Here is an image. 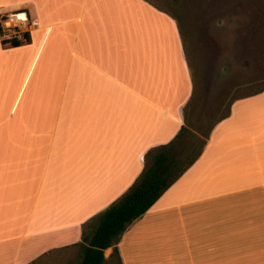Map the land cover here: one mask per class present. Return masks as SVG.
<instances>
[{"label":"crops","instance_id":"0c3cea01","mask_svg":"<svg viewBox=\"0 0 264 264\" xmlns=\"http://www.w3.org/2000/svg\"><path fill=\"white\" fill-rule=\"evenodd\" d=\"M15 11L33 22L17 46L0 26V264L83 250V224L179 134L175 151L197 157L124 231L122 264H264V90L182 152L194 91L172 15L148 0H0V17Z\"/></svg>","mask_w":264,"mask_h":264},{"label":"rangeland","instance_id":"374dc122","mask_svg":"<svg viewBox=\"0 0 264 264\" xmlns=\"http://www.w3.org/2000/svg\"><path fill=\"white\" fill-rule=\"evenodd\" d=\"M148 1L172 15L180 29L194 91L186 105L187 132L180 147L187 152L227 114L234 98L263 88L264 0ZM2 33L22 37L7 30ZM82 254L79 247L58 250L29 264H79Z\"/></svg>","mask_w":264,"mask_h":264},{"label":"trees","instance_id":"16d2710c","mask_svg":"<svg viewBox=\"0 0 264 264\" xmlns=\"http://www.w3.org/2000/svg\"><path fill=\"white\" fill-rule=\"evenodd\" d=\"M22 36L23 38L2 40V43L17 46L29 41L28 32H24ZM262 90L264 86L249 95ZM179 136L180 134L168 143L150 148L144 154V166L135 182L105 209L83 224L82 239L90 238L88 245L84 246L79 264H122L117 244L124 231L153 206L197 157L194 154L182 156L175 151ZM108 247H112V251L106 258L103 250Z\"/></svg>","mask_w":264,"mask_h":264},{"label":"built area","instance_id":"2783aa9c","mask_svg":"<svg viewBox=\"0 0 264 264\" xmlns=\"http://www.w3.org/2000/svg\"><path fill=\"white\" fill-rule=\"evenodd\" d=\"M32 22L33 21H30V18L25 12L6 14L0 17L1 28L3 30L10 31L14 36L16 34L21 35L28 31Z\"/></svg>","mask_w":264,"mask_h":264}]
</instances>
